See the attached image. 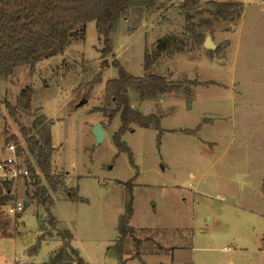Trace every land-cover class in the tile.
Here are the masks:
<instances>
[{
  "label": "rangeland",
  "instance_id": "obj_1",
  "mask_svg": "<svg viewBox=\"0 0 264 264\" xmlns=\"http://www.w3.org/2000/svg\"><path fill=\"white\" fill-rule=\"evenodd\" d=\"M181 1L159 0L141 16L120 19L109 35L114 55L101 56L103 41L90 21L84 38L0 78V159L14 143L21 166L29 170L27 177L10 181L13 198L0 207L11 220V235L0 236V264H51L50 256L62 245L61 229L70 231L69 244L82 264H264V0H214L242 3L237 22L206 24L212 19L207 12L196 15L197 30L212 37L214 50L187 32ZM207 1L199 0L200 6L207 7ZM224 31L234 32L225 40ZM170 35L183 41V49L158 57V40ZM145 51L151 57L147 71ZM114 59L133 76L153 72L188 89L156 99L130 92L135 109L161 116L160 130L132 124L123 132L128 151L113 140L119 115L108 122L98 109L113 106L104 87L118 75ZM26 86L31 109L13 120L4 101L14 105ZM41 114L54 148L51 171L63 181L55 190L48 187V211L32 197L34 174L47 184L20 132L25 126L38 137L32 121ZM95 123L106 132L97 145ZM130 197L134 234L123 242L120 259L113 246ZM16 200L29 205L7 213ZM164 245L175 248L167 252Z\"/></svg>",
  "mask_w": 264,
  "mask_h": 264
},
{
  "label": "trees",
  "instance_id": "obj_2",
  "mask_svg": "<svg viewBox=\"0 0 264 264\" xmlns=\"http://www.w3.org/2000/svg\"><path fill=\"white\" fill-rule=\"evenodd\" d=\"M158 2L159 0H0V78L10 76L19 67H32L44 56L53 54L55 51H62L71 40L84 38L86 24L90 21L95 23L96 32L103 41L101 56L104 57L110 53L114 55L109 35L119 20L130 15L141 16L155 9ZM206 5L205 8L201 7L199 0H182L179 4L184 12L185 29L200 44L203 43L206 33L197 30V24L194 23L196 15L207 12L212 19H206L203 22L211 24L214 20L237 22L243 13V4L238 1L208 0ZM183 46L182 40L170 35L158 40L154 54L158 57L162 53L172 55L181 51ZM112 64L117 68L118 75L106 80L104 98L113 106L109 109L107 106H101L98 109L107 117L108 122H111L117 114L119 115L120 126L114 132L113 140L119 150L128 151L121 141L123 132L132 129V124L160 130L161 116L156 113L144 114L135 109L131 103L130 92H136L140 99H156L166 93L188 89L181 81H169L163 75L153 72L133 76L116 59L112 61ZM150 64V54L145 51L143 69L147 71ZM31 94V88L26 86L20 90L14 105L4 101L8 114L13 120H17L18 112L29 113ZM46 121L43 114L32 121V125L40 129L38 137L32 135L30 128L25 126H20V132L27 151L34 154L39 172L47 184V187L42 185L40 177L34 174L29 183V187H34L32 197H38L42 206L48 211L52 202L48 196V187L55 190L63 184V181L51 171L49 159L54 148L51 143L49 126L44 127ZM9 140L11 139L7 138L6 142ZM261 190L264 194V177ZM66 191L71 198H75L70 189ZM12 195L11 182L0 180V207L11 201ZM47 214L48 224L54 228L56 221L49 212ZM131 215L132 197L126 204L125 213L119 218V236L113 246L120 259L123 254L120 249L123 242L127 236L134 234V228L129 225ZM10 225L11 220L5 218L0 212L1 237L11 235ZM57 235L60 236L62 245L53 252L49 262L51 264H82L78 252L69 244L72 237L70 231L61 229L57 231ZM43 237L44 234L41 233L37 242ZM37 244L34 245L32 251H36ZM134 256H139L138 251Z\"/></svg>",
  "mask_w": 264,
  "mask_h": 264
},
{
  "label": "built area",
  "instance_id": "obj_3",
  "mask_svg": "<svg viewBox=\"0 0 264 264\" xmlns=\"http://www.w3.org/2000/svg\"><path fill=\"white\" fill-rule=\"evenodd\" d=\"M6 156L0 159V180L13 181L19 177H27L29 170L21 166L20 156L17 146L14 143L8 144L6 147ZM24 208L21 200H16L14 204L7 207V213L14 214Z\"/></svg>",
  "mask_w": 264,
  "mask_h": 264
},
{
  "label": "water",
  "instance_id": "obj_4",
  "mask_svg": "<svg viewBox=\"0 0 264 264\" xmlns=\"http://www.w3.org/2000/svg\"><path fill=\"white\" fill-rule=\"evenodd\" d=\"M203 47L206 49H209V50H214V49H216L217 45L214 43V41L210 35H206L204 38V41H203ZM84 101H85V99L83 98L79 101V103H83ZM92 133L95 136V144L96 145L99 144L103 140V138L106 134L105 129L99 123H95L92 125ZM23 203H24V208L29 205V202L26 200L23 201Z\"/></svg>",
  "mask_w": 264,
  "mask_h": 264
},
{
  "label": "crops",
  "instance_id": "obj_5",
  "mask_svg": "<svg viewBox=\"0 0 264 264\" xmlns=\"http://www.w3.org/2000/svg\"><path fill=\"white\" fill-rule=\"evenodd\" d=\"M241 17H242V16H241ZM240 19H241V18H240ZM234 31H235V29H234ZM234 31H224V32L221 33V34H222L223 38L225 39V35H226V34H230L231 32H234ZM225 40H226V39H225ZM229 46H231V45L229 44L228 47H229ZM232 49H233V48H232V46H231V47H230V50H232ZM226 51H227V50H225L224 57H229L228 59H230L231 56H230L229 53L227 54ZM234 52H235V51H234ZM224 57H223V58H224ZM233 57H234V55L232 56V59H231V60H233ZM223 58H222V59H223ZM216 59H218V58H216ZM218 60H219V59H218ZM234 78H235V77H234ZM231 81L233 82L234 80L232 79ZM215 83H216V81H214V84H215ZM235 84H236V83H235V81H234V82L232 83V85L235 87ZM214 144H217V141H214ZM262 179H263V178H262ZM261 183H262V181H261ZM157 245H158V244H156V247H158ZM162 247H163V246H162ZM174 248H175V247H172V246H165V245H164V251H167V252H168V251H172ZM134 253H136V251H135ZM138 253H139V252H138Z\"/></svg>",
  "mask_w": 264,
  "mask_h": 264
}]
</instances>
